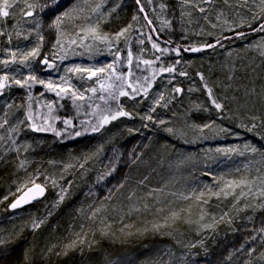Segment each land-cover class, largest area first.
I'll list each match as a JSON object with an SVG mask.
<instances>
[{"label": "rangeland", "instance_id": "1", "mask_svg": "<svg viewBox=\"0 0 264 264\" xmlns=\"http://www.w3.org/2000/svg\"><path fill=\"white\" fill-rule=\"evenodd\" d=\"M140 2L150 25L134 0H10V15L0 16V77H8L0 88V264H80L87 258L113 264L111 249L138 244L147 256L153 239L159 245L148 264H264L258 179L264 173V32L256 31L264 24V5L261 0ZM27 4L41 7L25 16ZM97 4L101 8L94 13ZM65 12L71 14L57 31L51 25ZM122 29L127 31L117 39ZM238 33L248 34L234 37ZM225 36L231 38L197 54L185 56L180 49ZM163 41L179 53L164 48ZM37 46L39 54L22 62ZM45 57L53 68L42 63ZM76 66L105 71L91 79L86 72L66 71ZM167 67L174 71H161ZM30 74L37 77L31 88L14 83ZM121 74L123 80H116ZM39 80L70 85L83 96L75 101L99 99L92 115L102 126L88 131V148L83 143L65 151L72 125L57 117L54 107L56 101H73L71 92L57 96L59 88H45ZM121 84L123 91L139 92L120 95ZM118 109H125L126 118L107 116ZM29 113L31 121L25 119ZM56 119L62 121L57 133ZM33 124L45 127L40 132L46 134L36 133ZM110 134H124V143L120 138L112 143ZM154 135L165 144L157 164L166 173L132 177L130 167ZM98 138L102 148L95 150L92 141ZM246 144L259 151L245 150ZM231 182L236 184L226 187ZM35 184L50 194L44 204L10 207ZM222 189L232 194L225 196ZM34 222L40 226L34 228ZM73 241L76 246L66 249Z\"/></svg>", "mask_w": 264, "mask_h": 264}, {"label": "trees", "instance_id": "2", "mask_svg": "<svg viewBox=\"0 0 264 264\" xmlns=\"http://www.w3.org/2000/svg\"><path fill=\"white\" fill-rule=\"evenodd\" d=\"M248 33H250V32H248ZM248 33H243V34H248ZM237 36H239V35L236 34L234 37H237ZM229 38H231V37L225 36L221 40H219V43H217V41H215V42L210 43V44L216 46V45L220 44L222 41H225ZM162 44H163L164 48H167V47L168 48H175L176 47L175 44H172V43L167 42V41H163ZM183 48L184 47H180V49L182 51H183ZM211 48H213V47H211ZM211 48H209L207 50H210ZM204 51H206V50H204ZM197 53H199V52H197ZM197 53H195V54H197ZM183 55L187 56V55H192V54H187L183 51ZM167 58H169V55H164V59H167ZM139 84H141V83L139 82ZM145 84H146V82L144 81V83L139 85V89L142 90V88H143L142 85L145 86ZM127 90H125L124 92L128 93V95H124V96H126L127 98H132L130 93H132L133 91H130V93H129ZM118 93H119V91H118ZM99 102H100L99 99H94L92 102H88L85 99L81 102H79V101H67V100L55 102L54 111H56V116L60 117L61 119L71 121V125H72L71 129H69V131H67L68 132L67 137H65V141L67 142L66 144H69V147H67L65 149V151L70 150L69 151V153H70V152H72L73 148H75L78 145H81L83 143H84L83 148H85V147L88 148L90 146V143H88V141H89L88 137L90 135V132L88 134V131L92 130L94 125L95 126L100 125L99 122H97L98 121L97 116L92 115V111H94L96 109L97 104ZM125 109H127V108H125ZM125 109H118V110L124 111ZM106 113H107V116L112 114V112H108V111ZM88 115L90 117H88ZM120 118L124 119V118H126V115L117 117V119H120ZM87 119H89L90 122H88ZM34 120L35 119H33V123H34ZM87 123H88V125H87ZM61 126H62V121L58 122V120L56 119V121L54 123V128L56 129V133L61 129ZM35 132L39 133V134H41V133L46 134V132H40V131H35ZM77 132H79L81 134L76 135ZM99 134L100 133H98V135ZM111 135L112 134H110L109 136L112 137V139H110V140H112V143L115 141H118L117 139L125 136L124 134L120 135V136L118 134H116V135L114 134L115 136L114 135L111 136ZM158 139L159 138L154 135L152 141L147 142V145H149L148 151L145 152V149H143L142 157L138 158L136 160V162L134 164H132V166L130 167V169H131L130 172H131L132 177L135 176L138 179V178H140V175L143 176V174H148L151 172H154L158 175L162 174V173L163 174L166 173V170L164 169L165 166L162 164L161 165L157 164L158 158H161L160 154L166 152V149H161L165 144L161 141H158ZM110 140H108V141L110 142ZM86 141H87V143H85ZM102 141H103V138H98V140L92 141L95 143V145H94V146H96L95 150L97 148H98V150L102 148ZM46 159L51 160V158H49V157H46ZM49 196H50V194H48V195L45 194V196L42 199L38 200L35 203L41 202L44 204L45 199L48 198ZM260 213H262V212H260ZM262 214H264V213H262ZM259 215H261V214L256 215L255 220H259L258 219ZM251 216H255V214L253 213V214H251ZM156 243L157 242L154 239L151 240L150 244L147 247V250L149 251L148 253H146L147 256H145V254L142 255L143 251L141 250V248H139L140 246L138 244H137V246H136V244H131L127 247H122L120 249L113 248L110 250L111 251L109 253L110 259L108 261L111 260L113 264H148L149 261L152 260V258H150V257L155 256L154 255L155 254L154 249H156L157 248L156 246L159 245ZM80 264H92V263H90L89 259L87 258V260L84 259L83 261H81Z\"/></svg>", "mask_w": 264, "mask_h": 264}, {"label": "snow or ice", "instance_id": "3", "mask_svg": "<svg viewBox=\"0 0 264 264\" xmlns=\"http://www.w3.org/2000/svg\"><path fill=\"white\" fill-rule=\"evenodd\" d=\"M86 2H87V0H86ZM137 3H139V0H137ZM225 3H227V0H225ZM261 4L264 5V0H261ZM13 7H14V5H13L12 3H10V0H0V16L8 17V16L10 15L9 9H12ZM34 7H41V5H39V4H27V9H29V10L24 11L23 14H24L25 16H32L33 13H32V11H31L30 9H32V8H34ZM161 7L163 8L164 5H161ZM100 8H101V5H100V4H97V5L92 9V11H93L94 13H95V12H98ZM200 10H201V11H204V9H200ZM72 11H76V9L73 8ZM81 11H82V9H81ZM141 11H143V9H141ZM70 14H71L70 12H65V13L63 14V16H57V17L55 18V20L53 21V24L51 25V27H54L57 31H59V30H60V27H61V24L63 23V18H64V17H67V16H70ZM133 19H136V18L134 17ZM149 23H150V21H149ZM129 27H131V25H129ZM249 27H250V25H249ZM89 31L95 33V28L92 27V28L89 29ZM126 31H127V29H122L120 32L116 33V38L118 39L120 36H123L124 33H125ZM256 31L264 32V24H261V25L259 26V28L256 29ZM19 34H20V33L17 32V35H19ZM0 35H3V33H0ZM237 35H239V36H243L244 34H243V33H238ZM149 39H151V37H149ZM10 40H11V36H9V41H10ZM40 40H41V41L43 40V36H40ZM56 43H57V44H60V40L57 39ZM72 43H75V41H72ZM217 43H219V39H217ZM214 46H215V45H211V44L205 45V47H214ZM153 47H154V48H157L158 50H161V51H167V49H159V46H158L157 44H155V43H153ZM201 50H202V49L199 48V47H190V48H186V49H184V51H192V52H199V51H201ZM173 51L179 53V48H175V49H173ZM38 54H39V46L33 48L29 53L24 54V61H22V62H26V60H27V58H28L29 56H31V57H35V56H37ZM13 55H15V54L13 53ZM128 55H129V63H131V55H132L131 52H129ZM62 59H63V58H62ZM2 63H4L5 66H7L8 61H3ZM42 63L45 64L48 68H53V67H54V64L49 63V60H48L47 57H45V58L42 60ZM144 63L147 64V63H149V61H144ZM107 67H108L109 69H112L113 72L115 71V69L112 68V65H107ZM66 71H67V72H86V73L89 74L88 78L91 79L93 76H96L98 73H103V72L105 71V68L100 67V68L90 69V68H84V67H82V66H76V67H74V68L66 69ZM161 71L172 72V71H174V68H172V67L162 68ZM181 75H184V73H181ZM7 79H8L7 76L0 77V88H4V87H5V83H3V81H6ZM13 79H14V83H15L16 85H19L20 87H28V88H31V87H32V83L37 82V77H36L35 75H33V74H30L29 76L25 77L23 80L15 79V78H13ZM61 79L64 80L63 77H62ZM116 80H121V81H122V80H123V74H121L120 76H117V77H116ZM38 82H39L40 84L44 85L45 88H48V89H51V90H55L56 88H59V91H57V93H56L57 96H60L61 93H68V92H71V96H72V98H73V101H75V99H77V98L83 99L82 94H79V95H78V92L75 91V90H73L72 87H71L70 85L66 88V87H61L60 85H54L53 82H52L51 80H49V81H47V82L44 81V80H39ZM64 83L67 84V83H68L67 80H64ZM104 87H105V86H104L103 84H101V89H104ZM109 87H112V85H109ZM129 87H132V85H129ZM117 88H118V90H119V94H120V95H128V93H126V92H124V91L122 90V88H123V85H122V84H121V85H117ZM91 91H92V92H95L96 89L93 88V89H91ZM146 91H147V90L145 89V92H146ZM175 91H176V92H180L181 89L176 88ZM208 91H209V96H211V94H212V93H211V89H209ZM133 92H137V93H138V92H139V89L133 88ZM109 95H110L112 98H115V96H114L113 93H109ZM101 98L103 99V97H101ZM212 103L215 105V107H216L217 109H221V108H222V105H221L220 103H217V102L215 101V99L212 100ZM9 107H11V105H9ZM125 115H128V113L123 112V111H120V110H117L115 113H112V114L110 115V118H111L112 120H115V119H117L118 116H125ZM147 118H148V119H151L150 116L147 117ZM25 119H26L27 121H31V120H32V115H31V113H29V114L25 117ZM108 119H109V117H103L104 122H107ZM6 122H7V121H5V123H6ZM20 123H24V121H20ZM64 123H65V124H70L71 122H70V121H64ZM161 123H163V121H161ZM99 126H102V125H99ZM0 127H3V125L0 124ZM204 127H205V128H210L211 125H204ZM244 127L247 128L246 125H244ZM255 127H256V125L253 124V125L251 126V128H247V130H248V131H252ZM32 129H33L34 131H45V130H47L45 127H43V126L37 127L35 124L32 125ZM92 130H93V131L98 130V126H95V125H94ZM202 130H203V129H201V131H202ZM220 130L223 131V132H227V131H228L227 129H223V128L220 129ZM168 131H171V129H168ZM58 134H59V133H58ZM80 134H81V133H79V132L76 133V135H80ZM262 139H264V137H262ZM249 149H250L253 153H256V152L259 151V149H257L256 147L251 146V145H247V144H246V145H245V150H249ZM217 151H225V152H229V151H233V149H227V150L217 149ZM241 154H243V153H241ZM261 155L264 156V153H261ZM81 166H82V165H81ZM258 179L260 180V183H261V185H262L260 194H261L262 196H264V173H261V175L258 177ZM244 183H245L244 181H241L239 184H236V182H231V183L228 184L226 187L231 188V187H232V184H236V186L239 187L241 184H244ZM17 190L19 191V189H17ZM221 191L223 192V194H224L225 196H228V195L232 194V193H230V192H228V191H224V189H222ZM29 193L32 194V195H31V199H35L37 196H39V195H43V193H44V188H43L40 184H35V185H34V189H29V190H28V193H25L24 196H21V197H19L18 199H16V200L10 205V207H11V208H17V207H19V206L21 205L22 202H24V203L29 202L28 199L25 198V197H27V196L29 195ZM241 194L243 195V193H241ZM63 198H64L63 195H61V196H60V200H63ZM4 199H7V197H5ZM99 211H100V209H96V210L92 213V215L95 216L96 213L99 212ZM40 223H41V222H34V223H33V227H34V228H38V227L40 226ZM262 231H264V229H262ZM79 238H80V234H77V240H79ZM81 242H82V241H81ZM0 243H2V241H0ZM76 243H77V241H73V242L70 243L69 245H66V249L75 247V246H76ZM65 254H66V252H65ZM261 258H264V254H261Z\"/></svg>", "mask_w": 264, "mask_h": 264}, {"label": "water", "instance_id": "4", "mask_svg": "<svg viewBox=\"0 0 264 264\" xmlns=\"http://www.w3.org/2000/svg\"><path fill=\"white\" fill-rule=\"evenodd\" d=\"M135 2H136V4H137V6H138L140 12L142 13L144 19L147 21L148 24H151V21H150L148 15H147V12H146L145 9L143 8V6H142L140 0H139V3H137V0H135ZM141 9H143V11H141ZM149 21H150V23H149ZM0 46H1V40H0ZM198 47L202 49L201 51H204V50H207V49L211 48V47H205V45H201V46H198ZM184 49H186V48H183V51H184ZM201 51H199V52H201ZM184 52L187 53V54H195V53H197V52H192V51H184ZM41 186H42V185H41ZM42 187L44 188V193H43V195H39V196H37L35 199H31V195H32V194L29 193V195H28L27 197H25L26 199H28L29 202H27V203L22 202L21 205H20L19 207H17V208H22V207H24V206H27V205H29V204H32V203H34V202H36V201L42 199V198L45 196V194H46V188H45L44 186H42ZM29 189H34V186H31V187L27 188L26 190H24V191L18 196V198L21 197V196H24L25 193H28V190H29ZM18 198H17V199H18Z\"/></svg>", "mask_w": 264, "mask_h": 264}, {"label": "bare ground", "instance_id": "5", "mask_svg": "<svg viewBox=\"0 0 264 264\" xmlns=\"http://www.w3.org/2000/svg\"><path fill=\"white\" fill-rule=\"evenodd\" d=\"M125 138V137H124ZM118 140V139H117ZM120 141H122L123 143H124V139H122V138H120L119 139ZM119 140H118V142H119ZM130 145V144H129ZM132 148H133V146L132 145H130ZM137 147H135V148H133V149H136ZM136 151H138V149L136 150ZM142 157V156H141ZM138 158H140V157H138ZM164 169L167 171V168L166 167H164ZM147 253L149 252L147 249L145 250Z\"/></svg>", "mask_w": 264, "mask_h": 264}]
</instances>
